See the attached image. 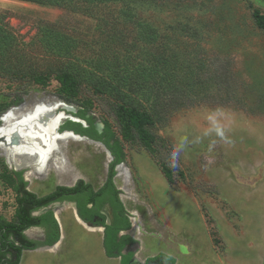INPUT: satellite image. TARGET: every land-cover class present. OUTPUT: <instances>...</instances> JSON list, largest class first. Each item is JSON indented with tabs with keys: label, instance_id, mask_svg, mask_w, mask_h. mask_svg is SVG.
<instances>
[{
	"label": "rangeland",
	"instance_id": "obj_1",
	"mask_svg": "<svg viewBox=\"0 0 264 264\" xmlns=\"http://www.w3.org/2000/svg\"><path fill=\"white\" fill-rule=\"evenodd\" d=\"M253 9L264 13V0H164L157 9L144 8V20L164 42L176 38L174 53L194 71L184 97L190 100L154 116L155 139L147 149L121 138L112 96L84 83V65L95 58L110 62L115 53L123 58L113 68L124 61L133 66L148 52H95L102 32L95 18L0 0V27L7 25L15 38V52H0V127L7 112L19 116L36 104L59 105L61 122L80 108L96 122L106 120L124 151L113 180L131 223L127 233L135 239L132 258L138 264H170L154 259L161 254L172 264H264V30L254 24ZM118 23L128 28L129 23ZM62 68L80 78L76 95L62 96L52 75L44 85L31 81L33 73ZM58 147L47 170L26 179L29 167L8 164L0 146L1 216L14 217V170L22 171L27 189L39 196L77 178L95 189L103 182L111 157L101 143L60 139ZM64 170L67 179L58 176ZM71 211L69 204L56 207L64 238L59 252L26 250L20 264H118L117 258H103L102 230L88 231ZM74 224L91 234L94 244L77 241ZM27 234L43 238L37 228Z\"/></svg>",
	"mask_w": 264,
	"mask_h": 264
},
{
	"label": "trees",
	"instance_id": "obj_2",
	"mask_svg": "<svg viewBox=\"0 0 264 264\" xmlns=\"http://www.w3.org/2000/svg\"><path fill=\"white\" fill-rule=\"evenodd\" d=\"M37 5L55 6L74 12L83 13L95 18L101 37L95 40L99 43L95 52H148V58H140L136 65L125 62L115 68V60L122 59L118 54H112L107 62L95 58L94 62L84 65V83L100 93L101 96L110 93L113 101L110 110L113 112L119 127L121 138L125 141H137L147 149L154 142L152 132L155 115L180 108L190 99L184 98L190 90L188 82L194 71L179 62V45L176 38L163 41L159 30L153 24L144 20L141 12L144 8L157 9L164 0H18ZM254 24L264 30V13L257 9L251 11ZM129 23L128 28L120 27L118 22ZM9 27H0V52H15V41ZM101 38V39H100ZM101 41V43H100ZM95 44V43H94ZM110 54V55H111ZM107 55L105 57H108ZM121 61V60H120ZM190 70V71H189ZM52 75L58 84L62 96L76 95L81 86L78 75L70 69L62 68L49 72L33 73L31 81L44 85ZM87 108H80L74 113L78 120L65 119L59 128L72 130L81 136L101 142L112 156L108 163L106 177L96 189L83 179H77L72 186L56 185L53 190L44 195H37L27 189L22 171H13L15 177L11 185L15 193L16 208L11 220L0 215V264H18L23 250L35 249L44 245H52L59 239V225L53 212L47 210L33 215L43 207L55 201L73 199L76 201L77 215L83 221L91 220L98 213L104 202H109L113 209L112 224H103L102 247L106 256L120 258V264H128L133 252L121 253V249L135 239L126 231L131 223L127 211L119 197V189L113 182L116 173L115 165L124 161L123 147L106 120L101 119L102 131L94 126V119L87 115ZM156 113V114H155ZM169 178L170 172L164 169ZM91 204L90 206H87ZM30 227H40L44 230L42 240L28 238L24 230ZM161 258L173 263L169 256L161 254Z\"/></svg>",
	"mask_w": 264,
	"mask_h": 264
},
{
	"label": "bare ground",
	"instance_id": "obj_3",
	"mask_svg": "<svg viewBox=\"0 0 264 264\" xmlns=\"http://www.w3.org/2000/svg\"><path fill=\"white\" fill-rule=\"evenodd\" d=\"M58 107L59 105L54 104L51 106L36 104L33 109L19 116H14L11 111L2 116L0 137L3 142H0V146L4 149L8 164L13 165L15 169L29 167V170L24 173L26 179L31 173H42L47 170L52 158L59 150L60 139L84 140V137L70 132L58 131L59 124L64 119V113L56 112ZM67 172L69 171L64 170L58 176L67 179ZM64 205L66 204H55L54 212L56 213L57 206Z\"/></svg>",
	"mask_w": 264,
	"mask_h": 264
},
{
	"label": "flooded vegetation",
	"instance_id": "obj_4",
	"mask_svg": "<svg viewBox=\"0 0 264 264\" xmlns=\"http://www.w3.org/2000/svg\"><path fill=\"white\" fill-rule=\"evenodd\" d=\"M76 112V111H75ZM75 112H70V114H71V116H72V118L70 117V119L71 120H74L73 118H77L78 119V117L77 116H74V113ZM87 115H90V114H88L87 113ZM92 118H93V116L92 115H90ZM67 119H69V118H67ZM80 119V118H79ZM94 119V118H93ZM64 121V120H63ZM63 121L60 123V124H62L63 123ZM78 121H80L82 124H84V125H86L85 124V122H84V120H78ZM60 124H59V126H60ZM101 125V126H100ZM94 126H95V128H96V130L98 131V132H101L102 131V127H103V124L101 123V122H96V120L94 119ZM66 129H63V130H61L59 127H58V131H60V132H62V131H65ZM67 131H72V130H67ZM73 132V131H72ZM74 133V132H73ZM74 134H76V133H74ZM77 135H79V134H77ZM79 136H81V135H79ZM81 137H84V138H87V139H89V140H92V141H96V142H99V141H97V140H94V139H90V138H88V137H86V136H81ZM99 143H101V142H99ZM102 144V143H101ZM103 145V144H102ZM104 146V145H103ZM104 148H105V146H104ZM106 149V148H105ZM107 150V149H106ZM108 151V150H107ZM109 152V151H108ZM111 155V154H110ZM112 157V156H111ZM111 160H112V158H111ZM110 160V161H111ZM120 164V163H119ZM119 164H117V165H119ZM117 165H115V168L114 169H116V166ZM108 166V165H107ZM106 172H107V169H106ZM116 174V173H115ZM115 174H114V176H115ZM114 176H113V178H114ZM105 177H106V174H105ZM77 179H82V178H77ZM76 179V180H77ZM105 179V178H104ZM76 180L74 181V183L76 182ZM104 181V180H103ZM113 182H114V180H113ZM73 183V184H74ZM73 184H70V185H68V184H57V185H64V186H72ZM90 184V183H89ZM102 184V183H101ZM100 184V185H101ZM99 185V186H100ZM56 186V185H55ZM54 186V187H55ZM92 186V185H91ZM54 189V188H53ZM52 189V190H53ZM62 201H67V202H69V203H71V204H74L75 205V208H76V201L75 200H73V199H63V200H60V201H55V202H62ZM54 203V202H53ZM52 204V203H51ZM91 204H88L87 206H90ZM98 213L99 214H102L103 215V217H101V216H99V215H97V214H95V215H93L92 216V218H91V220H89V221H85V222H87V223H89V225L90 226H84V228L85 229H87L88 231H94V230H99L98 228H96V227H101V229L100 230H102V233H103V224H112L113 223V221H114V217H113V209H112V206L110 205V203L109 202H104L101 206H100V208H99V210H98ZM61 216H62V219L64 218V215H62L61 214ZM63 221L64 222H66L67 223V221H65V219H63ZM66 223H64V231H65V234H68V235H70L71 234V232H70V226H67V224ZM73 227V233H74V236L76 235V237H75V239L77 240V241H80V242H87V243H89V244H94V241L92 240V242H90L89 241V238L91 237L92 238V235L91 234H89L88 232H80V231H77L76 230V228H75V224L72 226ZM130 229V228H129ZM128 229V230H129ZM25 231V230H24ZM127 231V230H126ZM42 232H43V238H44V230L42 229ZM59 232H60V230H59ZM122 232H125V231H119V234H122ZM60 233H59V237H60ZM132 237V236H131ZM28 238H30V237H28ZM42 238V239H43ZM61 238H62V236H61ZM61 238H59V242L55 245V247L54 248H57V247H61V245H62V243L64 242V238L63 239H61ZM30 239H32V238H30ZM34 240H39V238L38 239H34ZM102 241V240H101ZM136 242H132V243H129V244H126L122 249H121V253H123V254H125V253H128V252H133L132 251V249H131V246L133 245V244H135ZM93 247H96V245H93ZM101 247H102V243H101ZM103 248V247H102ZM59 250V248H57L55 251L56 252H59L58 251ZM24 251H26V250H23V252ZM23 252L21 253V256H20V260H19V262H18V264H20V262H21V260H22V255H23ZM133 254H134V252H133ZM103 258L104 259H106V260H110V259H114L115 257L114 256H106L105 255V253H104V250H103ZM132 257H133V255H132ZM118 258V264H120V258L119 257H117ZM132 259V258H131ZM131 261V260H130ZM130 261H129V263L128 264H130ZM145 261V260H144ZM142 264H145V262H142Z\"/></svg>",
	"mask_w": 264,
	"mask_h": 264
},
{
	"label": "water",
	"instance_id": "obj_5",
	"mask_svg": "<svg viewBox=\"0 0 264 264\" xmlns=\"http://www.w3.org/2000/svg\"><path fill=\"white\" fill-rule=\"evenodd\" d=\"M72 118V117H71ZM74 120H80V119H77V118H73ZM101 126V125H100ZM62 132H70L71 134H73V135H77V134H74L72 131H67V130H65V131H62ZM77 136H79V135H77ZM81 137V136H80ZM108 152V151H107ZM108 154H109V156L111 157V155H110V153L108 152ZM112 158V157H111ZM69 204V205H71L72 206V208H73V210L71 211L72 212V215H73V218L78 222V223H80L81 225H83V226H90L89 225V223H87V222H85V221H83L78 215H77V212H76V208H75V205L74 204H71V203H69V202H67V201H62V202H54V203H52V204H50V205H48V206H46V207H43V208H41V209H39V210H37V211H34L32 214L33 215H38V214H40V213H42V212H45V211H47V210H51L52 212H53V215H54V217H55V219L57 220V222H58V225L61 223V221H59V219H58V217H57V215H56V213L54 212V205L55 204ZM30 228H37V229H39V230H42V228H40V227H30ZM96 228H98V229H101V227H96ZM29 229V228H28ZM27 230V229H26ZM25 230V231H26ZM25 231H24V234L27 236V234L25 233ZM42 234V233H41ZM61 236L62 235H60V237L59 238H61ZM27 237H29V236H27ZM39 240H42V238H39ZM59 242V239L55 242V243H53L52 245H44V246H40V247H37V248H35L36 250H39V249H52V248H54L55 247V245L57 244ZM30 250H34V249H30ZM134 261H137V263H135ZM130 264H138V260H136L135 258H132V260L130 261Z\"/></svg>",
	"mask_w": 264,
	"mask_h": 264
},
{
	"label": "crops",
	"instance_id": "obj_6",
	"mask_svg": "<svg viewBox=\"0 0 264 264\" xmlns=\"http://www.w3.org/2000/svg\"><path fill=\"white\" fill-rule=\"evenodd\" d=\"M122 201V200H121ZM73 210V209H72ZM72 213V212H71ZM57 215V214H56ZM57 217H58V215H57ZM80 224V223H79ZM128 231V230H127ZM127 231H125V232H122V233H127ZM101 240H102V237H101ZM101 243H102V241H101ZM102 250H103V248H102ZM24 253V252H23ZM115 258H117V257H115ZM118 259V258H117ZM135 263H137V261H134Z\"/></svg>",
	"mask_w": 264,
	"mask_h": 264
}]
</instances>
